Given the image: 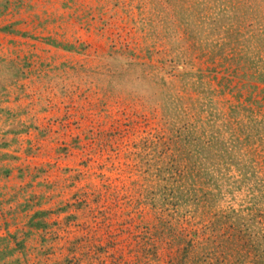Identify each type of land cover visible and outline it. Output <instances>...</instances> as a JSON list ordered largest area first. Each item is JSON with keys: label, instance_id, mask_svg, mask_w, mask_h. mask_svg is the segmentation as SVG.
<instances>
[{"label": "rangeland", "instance_id": "1", "mask_svg": "<svg viewBox=\"0 0 264 264\" xmlns=\"http://www.w3.org/2000/svg\"><path fill=\"white\" fill-rule=\"evenodd\" d=\"M229 227L264 235V0H0V264H204Z\"/></svg>", "mask_w": 264, "mask_h": 264}, {"label": "trees", "instance_id": "2", "mask_svg": "<svg viewBox=\"0 0 264 264\" xmlns=\"http://www.w3.org/2000/svg\"><path fill=\"white\" fill-rule=\"evenodd\" d=\"M235 230L234 227H229L228 230H223V234L218 231L209 234L210 244L207 246V252L204 251L206 255L204 264H245V261L264 264V253L262 256L259 254L260 251H264L261 242L264 235L258 236L256 229V234L252 236ZM193 257L195 259L196 255ZM176 264L182 262L178 260Z\"/></svg>", "mask_w": 264, "mask_h": 264}]
</instances>
